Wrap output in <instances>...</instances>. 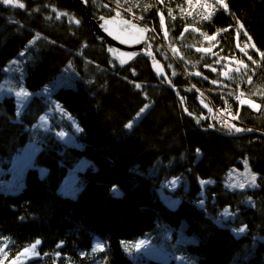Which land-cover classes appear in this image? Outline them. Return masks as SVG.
Masks as SVG:
<instances>
[{
	"label": "trees",
	"instance_id": "trees-1",
	"mask_svg": "<svg viewBox=\"0 0 264 264\" xmlns=\"http://www.w3.org/2000/svg\"><path fill=\"white\" fill-rule=\"evenodd\" d=\"M84 1L95 18L117 15L106 5L115 0ZM226 5L199 23L186 9L172 15V0L139 1L137 12L160 36L150 35L147 48L162 61L170 75L166 81L147 54L121 67L67 0H0V80L22 50L25 84L32 91H41L72 63L76 86L61 85L53 96L81 124L80 145L67 144L58 137L59 124L50 130L36 125L51 109L49 99L35 95L21 117L14 96L0 99V164L10 166L28 142L39 146L23 188L0 189V264H133L121 240L144 235L160 221L177 235L186 224L197 240L183 252L199 255L201 264H264V136L244 133L264 131V0ZM243 38L256 48L247 52ZM230 57L248 61V67L224 70ZM221 108L239 115L234 125L241 131L219 126L214 115ZM83 157L96 167L80 171L83 187L76 197L64 195L60 187ZM246 157L259 174L257 187L226 188V172L242 168ZM174 175L180 185L165 186ZM200 178L212 180L204 197ZM162 187L183 196L178 207L163 200ZM228 206L231 216L225 218ZM96 237L102 248L95 247ZM37 241L36 253L22 258Z\"/></svg>",
	"mask_w": 264,
	"mask_h": 264
},
{
	"label": "rangeland",
	"instance_id": "rangeland-1",
	"mask_svg": "<svg viewBox=\"0 0 264 264\" xmlns=\"http://www.w3.org/2000/svg\"><path fill=\"white\" fill-rule=\"evenodd\" d=\"M19 0H12V2L7 4H18ZM131 21V20H130ZM164 26V24H163ZM242 28V27H241ZM164 32H167V26H164ZM39 35H37L29 44H33ZM207 41H212V37H208ZM168 44V43H167ZM166 44V45H167ZM241 44L243 47L251 52V50L256 48L255 42H250L248 39L242 40ZM165 46V45H164ZM170 45H167L169 47ZM214 46V45H213ZM216 46V45H215ZM165 46L166 50L167 49ZM214 48V47H211ZM209 48V49H211ZM146 49L147 48L146 45ZM178 52L177 49H174ZM154 53V52H153ZM148 54V53H146ZM250 60L253 59L252 55L247 53ZM172 55V54H171ZM149 56H151L149 54ZM173 56V55H172ZM151 57H154L151 56ZM173 58V57H172ZM224 59V58H223ZM26 56L25 50L20 51L16 56H14L8 64L4 67L5 74L0 80V99L5 96H14L18 108V117H21L25 108L28 106L29 102L35 95H41L44 98L49 99L51 102V109L48 112L44 113L40 117V122L37 123L38 127L45 128L46 130L54 129L51 125L59 124L55 126L58 129V137L65 141L67 144L80 145L76 135L81 130V124L76 116L66 110L61 103L54 99L53 92L60 87L61 85H75V79L72 77L73 65L68 63L64 68V71L59 74L54 80H52L48 85H46L41 91H32L27 88L25 84V68ZM224 70L230 69L238 72L241 71V67L247 68L248 61L227 58L223 62ZM241 66V67H240ZM239 67V68H238ZM176 71L175 66L172 67ZM227 74L230 72L226 71ZM243 79V78H242ZM20 93V95H17ZM244 102L249 104L252 108H258V103L252 99L244 97ZM143 107L144 111H139V115H135L130 122L132 127L137 123V121L146 113L149 109L150 104ZM232 112V111H230ZM221 117V123H228L229 126L224 128L227 131L240 129V126H235L232 120L234 116L231 113H218ZM56 117L55 120L52 118ZM215 115L214 120H216ZM43 118V119H41ZM70 121H68L67 119ZM56 122V123H55ZM129 124V123H128ZM131 127V128H132ZM128 128V129H131ZM210 128V127H208ZM39 150V146L35 142H28L15 156L10 166L6 167L0 164V189L7 192H19L24 185L26 169L34 164L33 157L35 153ZM244 166L231 167L224 176V185L230 190H247L253 189L258 185L259 174L255 172L251 166L249 157L243 159ZM88 166L93 168L96 167V163L90 160L87 157H83L79 160L77 165L69 171L68 175L65 177L60 191L64 195H70L71 197H76L83 187V182H79L80 171L86 169ZM201 187L200 195L202 197L206 196V189L208 185L212 182L210 178H200L199 180ZM171 183V184H170ZM181 183V177L174 175L166 181L165 186H174L178 187ZM170 184V185H168ZM186 188H189V183H185ZM170 189V187H168ZM116 191L122 192L119 186H116ZM160 194L163 200L173 208H176L180 205L181 200L183 199L182 195H175L171 191H167L165 187L160 189ZM248 204H253V198L248 197L246 200ZM222 214L225 218L231 216L230 206L222 210ZM185 223L180 229L178 235L175 233L174 228L171 227L168 223L160 221L154 230H150L144 235L138 236L133 239H122L121 245L126 253V255L132 260L133 264H148L151 259L161 260L167 264H201L200 256L197 254H190L183 252V246L188 245L191 242L197 240L195 234H189L185 231ZM96 248H102L104 243L99 240L98 237L95 239L94 243ZM100 245V247H97ZM34 246V247H33ZM37 243L32 245L29 249L25 250L22 254V258L26 256H31L36 253Z\"/></svg>",
	"mask_w": 264,
	"mask_h": 264
},
{
	"label": "water",
	"instance_id": "water-1",
	"mask_svg": "<svg viewBox=\"0 0 264 264\" xmlns=\"http://www.w3.org/2000/svg\"><path fill=\"white\" fill-rule=\"evenodd\" d=\"M67 1L79 9L85 21L96 32L99 41L107 45L109 53L121 67H126L141 54L154 55L153 51L146 49L150 37L146 26L118 15L111 17L103 15L95 18L84 0ZM151 65L162 79L170 81V75L160 59L152 57ZM211 111L213 113V110ZM244 133H257L264 136V131L260 129H247Z\"/></svg>",
	"mask_w": 264,
	"mask_h": 264
},
{
	"label": "built area",
	"instance_id": "built-area-1",
	"mask_svg": "<svg viewBox=\"0 0 264 264\" xmlns=\"http://www.w3.org/2000/svg\"><path fill=\"white\" fill-rule=\"evenodd\" d=\"M140 0H132L134 6L129 5V0H115L114 3L106 4L109 8L113 9L115 14L126 17L129 20L144 25L148 28L149 34L152 35L155 33L157 35L156 29L153 24H150L146 21L145 17L138 13L140 9L138 6ZM173 7L170 10L171 14L174 15L179 12L181 9H186V16L196 18V20L201 23L202 19H211L214 17L219 10L223 9L226 5L227 0H172ZM159 14V13H158ZM149 35V36H150ZM160 37L159 35H157ZM230 109H217L215 111L216 121L220 127L227 128L229 124L221 123V117L218 113H231L234 116L233 122L239 121V115L233 112H230ZM214 115V116H215ZM212 126V125H211Z\"/></svg>",
	"mask_w": 264,
	"mask_h": 264
},
{
	"label": "snow or ice",
	"instance_id": "snow-or-ice-1",
	"mask_svg": "<svg viewBox=\"0 0 264 264\" xmlns=\"http://www.w3.org/2000/svg\"><path fill=\"white\" fill-rule=\"evenodd\" d=\"M2 2H3V3H10V2H12V0H2ZM20 7H23V5L21 4ZM225 7H227V5H225ZM17 95H20V93H17ZM145 107H147V106H145ZM140 111L143 112L144 109L142 108ZM137 115H139V113H138ZM41 119H43V118H41ZM126 127L131 128V127H132V123L129 122V124H127ZM236 131H241V129H238V128H237ZM197 151H199V150H197ZM239 231L242 232V231H244V229L241 228V229H239ZM36 243L38 244L39 241H37ZM33 247H34V246H33ZM97 247H100V245H97Z\"/></svg>",
	"mask_w": 264,
	"mask_h": 264
}]
</instances>
